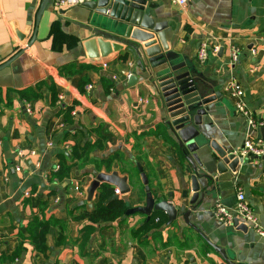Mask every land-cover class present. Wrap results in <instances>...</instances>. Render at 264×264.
<instances>
[{"label": "crops", "instance_id": "crops-1", "mask_svg": "<svg viewBox=\"0 0 264 264\" xmlns=\"http://www.w3.org/2000/svg\"><path fill=\"white\" fill-rule=\"evenodd\" d=\"M151 2L158 5L151 12L154 20L174 24L175 31L169 27L166 33L175 60L196 67L198 73L193 77L205 96L222 94L210 104L201 130L237 153L241 165L236 173L219 176L213 151L208 147L197 151L204 172L219 178L217 196L200 207L199 218H190L200 234L182 223L167 226V216L157 213L150 227H144L149 222L146 216L137 214L101 223L86 237L88 223L75 218L82 208L91 210L97 203L96 196L92 202L87 200L93 171H116L128 177L131 193L120 198L131 207L145 204V187L137 167L136 175L127 173L120 169L121 162L139 163L154 196L167 199L173 194L177 201L185 192L192 195L193 172L180 161L182 153L163 124L166 112L145 85L148 82L125 87L128 75L136 71L132 55L125 60L116 52L106 58H88L83 46L91 37L84 28L88 20L85 2L60 11L50 3L37 41L29 47L42 0H0V66L25 51L0 72V264H227L209 242L235 264H264V240L250 228L242 232L233 224L219 223L212 212L217 201L234 206L239 186L264 227V156L240 155L247 135L257 139V132H248L246 119L236 111L230 95L235 82L244 92L243 103L264 126V0H188L184 9L172 7L168 0ZM205 40L218 46L219 52L211 53L200 66L197 50ZM233 51L238 56L236 63L232 62ZM83 79L92 86L90 91L88 85L80 91ZM51 86L58 94L55 105ZM28 89L37 95L27 93ZM71 105L76 115L67 124L62 107ZM100 135L106 136L103 149L94 150L86 162L69 157L66 163L76 164L72 174L58 181L53 170L60 166V154H70L74 146L83 148ZM116 153L122 160L111 167L96 163ZM77 185L85 197L78 195ZM35 215L69 221L66 244L57 245L55 227L47 235L45 255L23 241L21 236H27L26 226ZM20 244L24 250L9 262Z\"/></svg>", "mask_w": 264, "mask_h": 264}, {"label": "water", "instance_id": "water-1", "mask_svg": "<svg viewBox=\"0 0 264 264\" xmlns=\"http://www.w3.org/2000/svg\"><path fill=\"white\" fill-rule=\"evenodd\" d=\"M151 1L87 0L83 4L88 12V20L84 28L90 31L91 37L83 42V46L89 59L106 58L113 52L122 53L123 59H127L128 54L132 55L136 71L128 77L125 87L134 88L140 82L145 83V80L148 82L145 85L166 112L163 118L166 131L177 143L183 160L193 172L190 197L188 192H185L181 201L175 200L173 194L163 199L154 196L144 169L136 163L145 187V204L137 207L128 205L123 218L140 214L150 221L154 214L162 213L168 218L167 226L182 223L200 234L190 218L192 215L199 218L200 207L217 196L219 178H213L204 172L197 151L205 147L213 151L219 176L236 173L242 160L237 153L222 146L218 141L212 140L211 135L201 130L203 118L210 111V104L221 99L222 94L216 92L211 96H205L199 81L193 77L198 73L196 67L193 64L182 66L175 60L174 54L170 52L166 33L169 27L175 31L174 24L154 20L151 12L157 9L158 5ZM50 3H52L51 0H42L36 16L34 35L28 43L29 47L37 41L39 25ZM20 39L25 38L20 36ZM24 52L23 50L18 52L2 64L0 72L8 68ZM223 104L231 112L233 111L228 101H224ZM256 132L257 139L264 140V126L258 128ZM92 176L94 180L87 189L88 202H92L98 190L105 184L119 191V194L112 195L106 204L131 193L128 177H121L116 171L105 174L95 170ZM200 180H205L206 183L202 185ZM233 226L239 231H248V227L240 224L238 219L234 220ZM208 244L222 256L227 264H235L225 251L210 242Z\"/></svg>", "mask_w": 264, "mask_h": 264}, {"label": "trees", "instance_id": "trees-1", "mask_svg": "<svg viewBox=\"0 0 264 264\" xmlns=\"http://www.w3.org/2000/svg\"><path fill=\"white\" fill-rule=\"evenodd\" d=\"M126 59V58H125ZM124 59V60H125ZM42 83H39L37 87L41 86ZM88 85V81L83 79L80 82L79 89L81 92L85 91V87ZM51 95H52V102L55 105L58 101V94L54 86H51ZM27 93L35 94L34 90L28 89L26 90ZM1 93V92H0ZM2 100L0 96V101ZM74 111V106H63L62 112L65 117V121L67 124H72L74 122V116L72 112ZM106 136L100 135L99 139L95 142H87L83 148L73 147L70 154H60L61 163L60 169L55 173V177L58 181H63L67 179L72 174V168L76 165L75 163L67 164V159L70 157L78 161L81 159L83 162L88 161L91 156V153L94 150H101L103 149V142L105 141ZM121 154L116 153L112 157L108 158L107 160H102L101 162L96 161V163L102 165L105 164L107 167H111V165L115 161H121ZM69 160V161H74ZM180 161L183 163V157L180 156ZM99 168V167H98ZM115 194V189L111 185L105 184L103 185L96 194L97 203L94 205L93 209L87 210L86 208H82L79 211L78 216L75 218L79 221H85L88 223V229L86 231V237H89L94 229L99 224H107V223H114L118 220H122L128 204L123 199H118L111 201L106 204V201ZM157 220V218H152L149 222L144 224V227H150V224ZM161 221V218H159ZM68 222L67 220H58L54 217H44L41 219L38 215H35L34 218L27 224L26 231L27 236L22 237L23 241H29L33 246L34 249L42 254H46L49 251V246L47 244V235L52 227H55L58 230V238H57V245H64L66 244V235L65 233L68 230ZM91 227V228H90ZM23 245L20 246L14 251V253L8 258L9 262H13L19 258L20 253L24 250Z\"/></svg>", "mask_w": 264, "mask_h": 264}, {"label": "built area", "instance_id": "built-area-1", "mask_svg": "<svg viewBox=\"0 0 264 264\" xmlns=\"http://www.w3.org/2000/svg\"><path fill=\"white\" fill-rule=\"evenodd\" d=\"M52 6L54 9L60 11L63 9L72 8L75 6H79L86 2L87 0H51ZM170 5L175 8L184 9L188 0H168ZM219 47L216 45H212L211 41H202L197 50V63L200 66H203L209 59L211 53H218ZM254 53V52H253ZM238 59L236 51L232 53V62L236 63ZM133 64L129 63V67L132 68ZM131 74L128 75V77ZM231 97L234 98L235 109L239 114H242L246 119V126L248 128V132H254L258 128L263 126V122L257 121L254 119L253 114L250 110L247 109L245 104L243 103L244 92L235 82L231 85ZM92 89L91 85L87 86V90L90 91ZM60 100L63 99L62 96L59 97ZM141 103L147 104V100H141ZM73 116L76 115V112H72ZM48 148L53 147L52 142H48ZM35 152H32V155H35ZM17 155L23 158V152L18 150ZM240 155L244 158H253V157H263L264 156V140H258L253 138L250 134L247 135L243 147L241 149ZM60 169V166L57 165L53 172L56 173ZM17 170H20L19 168ZM236 203L233 207L225 206L221 201H217L212 210L215 219L224 225L230 226L233 224L234 220L238 219L240 224L246 225L252 231H254L262 240H264V227L262 226L259 218L256 213L250 206L247 201L244 190L236 186ZM76 191L79 196L85 197L86 192L83 191L78 185L76 186ZM116 194H119V191L116 190ZM29 195V194H26Z\"/></svg>", "mask_w": 264, "mask_h": 264}, {"label": "rangeland", "instance_id": "rangeland-1", "mask_svg": "<svg viewBox=\"0 0 264 264\" xmlns=\"http://www.w3.org/2000/svg\"><path fill=\"white\" fill-rule=\"evenodd\" d=\"M119 166H120V169L121 170H124L125 172H127V173H131V174H135L136 175V166H135V163L134 162H131V163H129V164H124V162H121L120 164H119ZM140 184V183H139ZM142 200H143V198H142Z\"/></svg>", "mask_w": 264, "mask_h": 264}]
</instances>
